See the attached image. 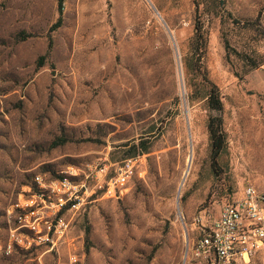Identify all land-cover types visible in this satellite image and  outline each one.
I'll use <instances>...</instances> for the list:
<instances>
[{
  "label": "rangeland",
  "instance_id": "obj_1",
  "mask_svg": "<svg viewBox=\"0 0 264 264\" xmlns=\"http://www.w3.org/2000/svg\"><path fill=\"white\" fill-rule=\"evenodd\" d=\"M203 75L223 106L215 165ZM247 184L264 189V0H0V264H184L195 218ZM46 222L53 244L30 228Z\"/></svg>",
  "mask_w": 264,
  "mask_h": 264
},
{
  "label": "built area",
  "instance_id": "obj_2",
  "mask_svg": "<svg viewBox=\"0 0 264 264\" xmlns=\"http://www.w3.org/2000/svg\"><path fill=\"white\" fill-rule=\"evenodd\" d=\"M139 158L124 160L115 170V176L105 183L106 196L120 197L136 175ZM62 220L57 227L64 226ZM196 234L186 244L184 264H252L255 254L264 248V189L247 184L238 199L225 203L218 217L211 223L204 215L195 218ZM45 233L39 224L30 228L39 234V241L53 244L54 226L46 222ZM10 242H0V255L12 253Z\"/></svg>",
  "mask_w": 264,
  "mask_h": 264
},
{
  "label": "trees",
  "instance_id": "obj_3",
  "mask_svg": "<svg viewBox=\"0 0 264 264\" xmlns=\"http://www.w3.org/2000/svg\"><path fill=\"white\" fill-rule=\"evenodd\" d=\"M62 13V2H58V14L59 20L54 25V28H57L60 25ZM192 48L194 54L196 55L195 63L199 65L205 50H206V39L203 35L202 25L199 21H196L195 24V34L192 39ZM225 49H226V59L229 61L231 57L237 59L243 67H247V71L251 69H257L259 67V63L255 60L251 59L247 55L236 51L234 48L230 46L228 41H225ZM199 69V68H198ZM207 83V96L206 102L207 107L210 111V116L207 123V131L209 135L210 141V159L213 165L217 164V160L220 155L223 153L226 147V137L223 130V106L220 100V94L218 88L209 82L206 77L203 75L202 78Z\"/></svg>",
  "mask_w": 264,
  "mask_h": 264
}]
</instances>
